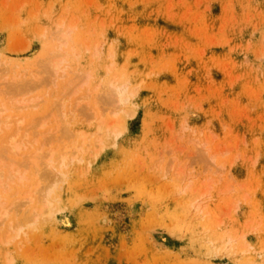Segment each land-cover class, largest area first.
I'll list each match as a JSON object with an SVG mask.
<instances>
[{
    "label": "rangeland",
    "instance_id": "1",
    "mask_svg": "<svg viewBox=\"0 0 264 264\" xmlns=\"http://www.w3.org/2000/svg\"><path fill=\"white\" fill-rule=\"evenodd\" d=\"M0 112V264H264V0H0Z\"/></svg>",
    "mask_w": 264,
    "mask_h": 264
},
{
    "label": "bare ground",
    "instance_id": "2",
    "mask_svg": "<svg viewBox=\"0 0 264 264\" xmlns=\"http://www.w3.org/2000/svg\"><path fill=\"white\" fill-rule=\"evenodd\" d=\"M57 27H58V29H59V32H58V35H60L61 36V39H59V43L61 44V46L63 47V45H66L70 40V32L73 30V28L75 27L74 26V24H71L70 26H68V28L66 29V31H62V30H60L62 27H64V22L63 21H60V22H58V24H57ZM57 29V30H58ZM97 49H98V47H97ZM66 53V52H65ZM73 53V52H72ZM49 56V55H48ZM96 56V55H95ZM54 58V57H53ZM52 58V59H53ZM51 59V60H52ZM49 61H50V59H49ZM60 67H61V60H59V59H57V60H54V61H52L51 62V67L50 68H52L53 69V73L55 74V75H57V74H59V72H60ZM58 78V77H57ZM60 78H62V76L60 77ZM59 78V79H60ZM117 80H118V78H115V80H114V82H112L111 83V90L110 89H108L109 91H111L110 92V95H112L111 97H113L114 98V102H115V104H118V105H120V106H122V107H126L128 104H129V101H130V98L131 97H133V96H135V92L132 90V86H131V84L130 83H122V84H119L118 82H117ZM68 81V80H67ZM69 82V81H68ZM67 82V83H68ZM90 95V94H89ZM108 100V99H107ZM75 109V108H74ZM77 109V108H76ZM1 113V112H0ZM100 114V113H99ZM101 115V114H100ZM99 115V116H100ZM104 116V115H103ZM101 117V119H102V116H100ZM94 120V119H93ZM95 121V120H94ZM103 121L104 120H102L101 121V125L103 124ZM6 124V123H5ZM101 125H99L100 127H101ZM99 128V127H98ZM107 128H108V126H106V130H107ZM97 129V128H96ZM101 129H102V127H101ZM98 130V129H97ZM52 132V131H51ZM54 132V133H53ZM52 133V135H55L56 133H55V128H54V131H53ZM79 132V131H78ZM97 132V131H96ZM42 133V132H41ZM40 133V134H41ZM47 133V132H46ZM112 133L114 134H117V136H119V137H121L122 136V133H118V132H115V131H112ZM95 134H98V133H95ZM95 134H93V135H95ZM33 135V134H32ZM39 135V134H38ZM48 135V134H47ZM76 137H77V139H79L80 141H78V140H76L74 143H73V145H71V147H62V148H60V149H52L51 151L49 150V151H47V153H43V152H41L42 150H40V149H42V148H36L34 145H35V143L34 144H30V143H28L29 145H31V146H33L32 148H31V146H30V148L31 149H29V150H27V158H28V163H29V165H31L32 166V168H34L35 169V173H34V175H36V176H39L40 175V169H41V165L42 164H44V166L46 167V169H48L51 173H52V176H55V177H58V176H63V169H66L71 163H73L74 161H80V157H78L79 155H83L84 153H88L87 151H89V149L91 148V140L93 139H90L86 134H84V133H77V134H74ZM106 135H107V133H106ZM13 136V135H12ZM98 136H99V134H98ZM101 136V135H100ZM100 136H99V139H100ZM56 138V136L54 137V138H52V139H55ZM15 139V138H14ZM48 139V138H47ZM38 140V139H37ZM49 140V139H48ZM57 140V139H56ZM32 142L34 141V139L33 140H31ZM30 141V142H31ZM36 141V140H35ZM34 141V142H35ZM54 141V140H53ZM20 142V141H19ZM50 142H52V141H49V143ZM10 143H11V149L13 150V152H15V153H18L19 151H21V146H20V144H18V143H16L14 140H11L10 142H9V145H10ZM100 143H101V141H100ZM3 144V143H2ZM38 144V143H37ZM40 145V144H39ZM51 145H52V143H51ZM1 146V145H0ZM200 146H202V148L205 150V152L207 153V155L209 156V158H210V160H212L213 162H216L217 160H218V158H220V157H223L225 154H226V152L225 151H222V152H220V151H218V152H212L211 153V151H213L212 150V148H211V146L209 147V144H203V145H200ZM103 148V147H102ZM101 147H100V149H102ZM25 149V148H24ZM23 150V149H22ZM12 153V152H11ZM14 153V154H15ZM42 153V154H41ZM9 154V153H8ZM40 154V155H39ZM43 160V161H42ZM211 161V162H212ZM41 162H43V163H41ZM211 165V164H210ZM209 165V166H210ZM220 166V168H221V170H219V172L221 173L222 172V168H225V166H224V164H222V165H219ZM219 168V169H220ZM28 169V168H27ZM218 169V168H217ZM225 170V169H224ZM14 171V170H13ZM183 171V170H182ZM15 172H17V171H15ZM219 173V174H220ZM224 173H225V171H224ZM218 174V173H217ZM20 175V174H19ZM221 175H223V173H221ZM220 175V176H221ZM21 176V175H20ZM26 177V176H25ZM25 177H22V178H20V180H26V178ZM19 178V177H18ZM221 179V178H220ZM2 180V182H4V180L3 179H1ZM0 180V181H1ZM12 181V180H11ZM2 182H0V183H2ZM7 182H5V183H2V184H6ZM22 185V184H21ZM230 190H232V189H230V188H228V192H231ZM38 192H40L39 194H42V192H41V190L40 191H38ZM52 191H49V193L47 194L48 196L50 195V193H51ZM204 196V195H203ZM26 198L28 199V203H29V205L30 204H32V202L34 201V197H33V195L32 194H26ZM45 202H44V205H43V207L40 209V210H33V217H34V220H33V222L31 223V224H29V227H33L34 226V224H35V222L40 218V217H42L44 214H45V210L46 209H48V208H51V206H52V202L50 201V200H48L47 198H45V200H44ZM27 202V201H26ZM2 203V202H1ZM210 203V202H209ZM208 203V204H209ZM3 204V203H2ZM202 202L201 201H199L197 204H196V208L195 209H197V208H199V210H203L202 209V207L204 206H202ZM205 208V207H204ZM208 209V208H207ZM5 211V210H4ZM1 212V215L2 216H8V211H5V212ZM49 211V213H51V210H48ZM204 211H206V210H204ZM202 212V211H201ZM0 215V224H1V222L3 221L2 219V216ZM206 215V214H205ZM6 216V217H7ZM216 221V220H215ZM218 222V225H220V218H219V220L217 221ZM21 231V229L20 230H18L16 233V236L19 234V232ZM243 237V236H242ZM242 237H238L237 238V240L238 239H242ZM228 241H227V249H229L233 244H235V243H237V240L234 238V239H232V238H229V239H227ZM9 241V240H8ZM215 243L214 242H211V249L212 250H215ZM250 246L249 245H246L245 247H241L240 248V251H241V253H248L249 251H250Z\"/></svg>",
    "mask_w": 264,
    "mask_h": 264
}]
</instances>
